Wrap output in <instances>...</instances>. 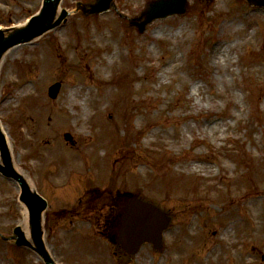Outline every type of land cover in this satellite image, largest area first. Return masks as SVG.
I'll use <instances>...</instances> for the list:
<instances>
[{"label":"rangeland","instance_id":"374dc122","mask_svg":"<svg viewBox=\"0 0 264 264\" xmlns=\"http://www.w3.org/2000/svg\"><path fill=\"white\" fill-rule=\"evenodd\" d=\"M78 1L95 2L63 0L72 13L68 21L15 47L0 74V121L15 166L50 201L46 246L58 264H196L205 245L222 240L211 231L235 214V204L240 208L245 194L264 196V0H188L185 16L157 20L144 34L124 15L140 16L151 0H114L118 11L100 15L76 12ZM42 2L0 0V28L25 24ZM112 51L122 56L105 77ZM57 82L62 88L52 99L48 90ZM25 86L27 93L19 94ZM81 86L89 90L87 119H75L79 108L66 102ZM193 86L201 92L191 97ZM244 104L237 121L231 115ZM212 122L226 123L224 141H213L221 134L206 129ZM92 191L131 193L171 209L164 248L144 246L129 257L107 241L110 251L87 220L52 212L64 213ZM19 195L18 184L0 175L4 235L22 227ZM217 214L222 219L215 221ZM188 222L194 232L186 234ZM175 228L181 232L173 235ZM226 241L232 246L200 264H264V215ZM0 264L44 263L34 251L0 239Z\"/></svg>","mask_w":264,"mask_h":264},{"label":"water","instance_id":"95a60500","mask_svg":"<svg viewBox=\"0 0 264 264\" xmlns=\"http://www.w3.org/2000/svg\"><path fill=\"white\" fill-rule=\"evenodd\" d=\"M113 0H97L91 6L90 14H100L108 11ZM62 0H44L39 14L23 27L0 29V63L4 55L13 47L27 44L42 36L46 32L60 26L69 16L68 11L62 10L59 14ZM264 5V3H263ZM187 0H153L144 11L145 20L137 23L141 18L133 19V25L139 27L142 33L146 26L153 21L167 18L176 14L187 13ZM81 4H78V8ZM61 89V83H56L49 89V95L56 99ZM71 140V136H66ZM0 172L7 178L16 181L22 191L20 200L30 211V229L32 242L26 240L21 228L15 230L17 245L27 246L35 250L46 262L56 264L47 252L43 241L42 214L47 209V202L32 189L27 179L18 172L8 149V145L0 125ZM169 219L160 209L140 201H132L126 212L123 227L120 229L119 243L129 253H136L145 243H152L155 247H162L163 233L167 229Z\"/></svg>","mask_w":264,"mask_h":264},{"label":"bare ground","instance_id":"6f19581e","mask_svg":"<svg viewBox=\"0 0 264 264\" xmlns=\"http://www.w3.org/2000/svg\"><path fill=\"white\" fill-rule=\"evenodd\" d=\"M180 29L181 30L177 31V34L182 32V28H180ZM15 50H16V48H13L6 53L1 65H0V74H1V72L5 66L7 59L10 57H14V55L16 53ZM108 54H109L108 63L106 65H104L102 70H101V73L105 77H107L109 75L110 64H112L114 60L118 59L119 56H122L121 54L118 53V51H112L111 53H108ZM172 62L174 63L175 60L173 59ZM219 63H220V61H215L214 65H218ZM166 64H170V62H168ZM166 66H169V65H166ZM160 78H162V75ZM78 88L79 89L76 88L75 90H72L70 96L67 97L66 102L70 103V105H72L74 107L79 108V110L74 112V116H75L74 118L75 119H78V118L87 119V116L89 115V111L87 108V106H88L87 100H88L89 90L82 87V86L78 87ZM193 90L194 91L190 90L191 91V94H190L191 97H194L195 95H199V92H201V88L198 86H193ZM26 91H28V88L25 86L23 88V90L21 91V93H19V94L24 95V92H26ZM110 93H111V91L108 92L107 96L103 95L104 97L102 99L105 100V103H106V99H108L109 95H111ZM1 96H2V94H1V88H0V100H1ZM263 108H264V105H263ZM237 109H239L241 111L240 114H236V115L233 114V115H231V117H233V118H235V120L239 121L242 118L241 113H243V111L246 110V104L239 106ZM222 124H226V123L212 122L210 127H206V129L208 131H210L211 134L213 133V130H215L216 132H220L221 135L217 136L213 140L215 142H222L227 138L226 133H225V131L227 130L226 126L224 125V127H223ZM82 125H84V123H82ZM250 128H251V130H254L256 133H259L262 130L261 128L258 129V127H256V128L250 127ZM223 130H224V132H222ZM185 131L188 132V129L186 128ZM156 133H157L156 130L153 129L150 135L153 136ZM10 151H11V153H14V150L10 149ZM229 165H230V161H227L226 167L229 168L230 167ZM186 166H188V165H186ZM188 167H190V169H192L194 171L195 170H202V169L206 168V167H201V166H197V165H190ZM242 189L245 190V188H242ZM259 194L260 193H254L251 196H248L247 194H245L243 196L242 200L240 201V208H243L244 211L246 212L245 216L242 213H240L239 206L235 204L236 205L235 207L237 208V209L235 208V214L228 215V217H227L228 219L225 218L228 220V224H226L225 226L222 227V229L219 230V234L221 233L223 235L221 242L215 243L210 248L209 254H213L215 252H220V250H224L228 246H232V245H229L226 240H228V238L230 237V234H233L235 232V230L238 226H243L244 224L247 223V221H250L252 224L254 218L260 219L264 215V204L262 206L260 205V199H262L264 196H262V194L259 196ZM206 200H208V199H204L203 201L205 202ZM221 215H223V214H221ZM22 216H23V219L21 221V226H22L23 232L25 234L26 240L31 241V233H30V227H29L30 215H29V211L26 207H24V209L22 210ZM188 225L190 227V231L194 232V229H193L194 224L189 223ZM255 231H260V227H256ZM179 232H180V230L178 228H175L173 230L172 234L175 235ZM230 243H231V241H230ZM263 247H264V245H263ZM176 255L178 256V254H176Z\"/></svg>","mask_w":264,"mask_h":264},{"label":"flooded vegetation","instance_id":"af4514ba","mask_svg":"<svg viewBox=\"0 0 264 264\" xmlns=\"http://www.w3.org/2000/svg\"><path fill=\"white\" fill-rule=\"evenodd\" d=\"M91 193H92L91 196L84 197L85 200H83V202L78 206V208L69 214H71L73 217L80 216V217L84 218L85 220H88L91 223L92 227H94L95 231L100 233L102 236H106L107 238H110L112 241L116 242L117 229H118V226L121 222L124 211L127 207L128 199L122 195H118V197L117 196L116 197H108V196L104 197L98 191L97 192L92 191ZM120 196H122V197H120ZM167 212L169 215L172 216L171 209H168ZM172 218H173V216H172ZM214 219L216 221V220L220 219V217L217 216ZM226 224H228L227 220L224 223V226ZM220 225H221V228L220 227L219 228L222 229L223 226H222V224H220ZM244 225H246V224H244ZM241 227L242 226H238L236 228V230L238 228H241ZM187 228L190 229L189 225L187 226ZM178 229L181 232V229L180 228H178ZM218 229L217 230L212 229L211 236L212 235L217 236L219 234V230H220V229L219 230ZM236 230H235V232H236ZM185 232H186V234H189L187 232V229L185 230ZM218 236H220V235H218ZM220 240L221 239H218L211 246H210V244L205 245L203 248L204 250L203 249L200 250L201 256H204V254L206 253L209 257L210 248L215 243H220ZM209 246H210V248L208 249ZM120 251H122V250L120 249ZM204 251H205V253H204ZM215 253H217V252H215ZM215 253H213V254H215Z\"/></svg>","mask_w":264,"mask_h":264}]
</instances>
